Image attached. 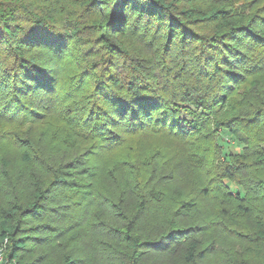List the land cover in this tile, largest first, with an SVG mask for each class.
I'll list each match as a JSON object with an SVG mask.
<instances>
[{
  "label": "trees",
  "instance_id": "1",
  "mask_svg": "<svg viewBox=\"0 0 264 264\" xmlns=\"http://www.w3.org/2000/svg\"><path fill=\"white\" fill-rule=\"evenodd\" d=\"M74 1L80 11L96 17L80 27L64 20L59 26L51 0H0V115H34L46 102L71 103L70 88L80 84L79 93L83 85H92L80 101L74 100L82 107L60 114L70 126V140L82 135L93 141L86 151L92 155L151 133L178 140L209 139L218 129L240 133L245 147L242 154L223 158L221 179L236 184L241 193H225L215 215L228 220L221 238L237 244L226 264H264V7H251L246 14L234 3L210 0ZM84 31L92 32L88 39ZM128 33L136 34L147 49H126ZM66 63L73 73L67 75L68 85L61 78ZM58 96L68 99L55 101ZM180 109L190 113L191 121L180 117ZM60 168L54 169L48 185ZM215 190L201 193L206 197ZM12 194L0 206V247H5L1 264H46L45 254L28 261L21 254L29 242L33 249L41 242L29 233L46 230L37 224L45 218L37 207V190L31 204ZM228 199L236 201L232 210L224 205ZM191 200L182 208L188 210ZM178 210L165 229L152 232H158L153 238L133 228L150 210L139 207L130 219L118 210L127 223L114 231L119 248L110 257L115 264H166L164 258L189 240L199 227L195 224L205 221L199 214L190 223H178V217L194 213ZM233 215L249 219L252 226L229 224ZM149 252L156 259L146 263ZM201 253L189 244L176 264H197ZM248 253L257 262L246 258ZM71 255L65 246L61 264H79Z\"/></svg>",
  "mask_w": 264,
  "mask_h": 264
},
{
  "label": "rangeland",
  "instance_id": "2",
  "mask_svg": "<svg viewBox=\"0 0 264 264\" xmlns=\"http://www.w3.org/2000/svg\"><path fill=\"white\" fill-rule=\"evenodd\" d=\"M209 2L234 3L241 7L240 13L246 14L251 7L253 10L264 7V0ZM50 9L59 26L64 20L80 27L83 22L88 23L96 17L80 11L74 0H51ZM84 32L83 36L87 39L92 34L90 31ZM123 44L132 51L147 49L134 33H128ZM72 54L77 53L73 51ZM64 58L70 59L68 56ZM64 63L65 60L61 62L62 65ZM72 74L66 63L61 72L66 85L69 84L67 75ZM73 83L78 84V80ZM65 84L62 83L60 87H65ZM79 85H70L71 103L64 104V100H59L55 106L46 102L42 106L44 110H36L34 115H0V206L13 199L12 192L25 204H31L37 190V207L45 217L37 224L45 225L46 230L35 229L29 233L30 237L41 242H37L35 249L29 242L21 254L26 256L27 261L45 254L46 264H61L63 248L67 246L72 258L79 264H115L110 257L119 248L114 242V231L123 228L127 219L141 207L142 211L150 210V214L135 220L133 228L143 236L151 235V238L158 233H152L155 229H165L171 213L178 209L180 212H194L191 215L187 213L186 217H178V223L187 224L204 217L203 223L195 224L199 227L186 240V245L194 244L203 253L197 258V264H226L227 256L235 254L237 244L221 238L222 225L228 220H222L220 214H216L219 215L217 218L215 212L226 199L223 196L225 193H241L236 184L221 179V171L223 158L228 154H242L245 147L242 135H231L218 129L209 139L191 136L186 138L188 140H178L151 133L136 136L114 150L103 148L102 154L92 155L86 151L92 149L89 146L93 141L88 142L89 138L82 135L70 140V126L60 114L69 107L71 111H76L82 105L74 103V100L90 91L92 85H83L80 93L77 92ZM61 98L68 99L58 96L55 101ZM179 112L180 117L185 116L191 121L188 111L180 109ZM73 117L77 118L78 115L74 113ZM59 166H62L61 173L53 185H48L54 169ZM202 189L216 190L203 197ZM221 189L224 194L217 191ZM189 199H192L189 204H193L188 206L190 210L182 208ZM224 205L232 210L236 201L228 199ZM118 210L127 217L126 220L118 214ZM232 223L246 229L252 226L249 219H239L236 215L229 219V224ZM184 244L164 258L166 264L183 260L182 254L188 248ZM33 250L36 252H31ZM245 257L257 262L249 253ZM155 259L150 252L144 257L146 263Z\"/></svg>",
  "mask_w": 264,
  "mask_h": 264
},
{
  "label": "built area",
  "instance_id": "3",
  "mask_svg": "<svg viewBox=\"0 0 264 264\" xmlns=\"http://www.w3.org/2000/svg\"><path fill=\"white\" fill-rule=\"evenodd\" d=\"M3 247L1 246L0 247V264H1V261H2V259H3Z\"/></svg>",
  "mask_w": 264,
  "mask_h": 264
}]
</instances>
